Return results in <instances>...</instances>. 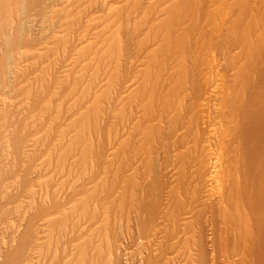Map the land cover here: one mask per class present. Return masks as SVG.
Segmentation results:
<instances>
[{
    "label": "bare ground",
    "instance_id": "bare-ground-1",
    "mask_svg": "<svg viewBox=\"0 0 264 264\" xmlns=\"http://www.w3.org/2000/svg\"><path fill=\"white\" fill-rule=\"evenodd\" d=\"M129 214L264 264V0H0V264H128Z\"/></svg>",
    "mask_w": 264,
    "mask_h": 264
},
{
    "label": "rangeland",
    "instance_id": "rangeland-1",
    "mask_svg": "<svg viewBox=\"0 0 264 264\" xmlns=\"http://www.w3.org/2000/svg\"><path fill=\"white\" fill-rule=\"evenodd\" d=\"M28 24L25 23L24 26ZM154 159L155 162L158 163L159 160H161L160 153L158 152V149L156 147L155 153H154ZM130 219H122V229L121 233L122 237L125 240V249L128 251L129 255L127 256L128 259V264H137L138 256H154L158 255L160 252L163 255L164 258L162 259L163 264H170V254L168 251H166V248L168 244L164 242V238L162 236V233L159 229V218L156 221V226L153 229V234L149 236L147 239L143 238L138 232L137 226L135 225L133 218L134 214H129ZM138 241H143V245L140 247L138 250L137 248H134V244L137 243ZM162 241V242H161Z\"/></svg>",
    "mask_w": 264,
    "mask_h": 264
}]
</instances>
